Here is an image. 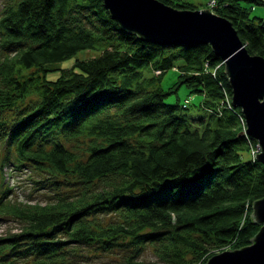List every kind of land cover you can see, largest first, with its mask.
Instances as JSON below:
<instances>
[{"label":"trees","instance_id":"obj_1","mask_svg":"<svg viewBox=\"0 0 264 264\" xmlns=\"http://www.w3.org/2000/svg\"><path fill=\"white\" fill-rule=\"evenodd\" d=\"M255 5L263 2L218 0L213 11L231 22L250 55L264 58V17L253 16ZM82 49L100 52L46 78ZM221 62L210 44L140 40L103 0H6L1 169L37 171L31 182L49 199L9 200L12 189L0 182V219L20 226L0 238V263L84 264L78 248L87 247L120 251L114 264H146L138 257L151 244L159 260L152 264H206L252 244L264 164L244 159L243 113ZM173 68L179 81L164 89L160 79ZM182 83L203 96L208 119L166 102Z\"/></svg>","mask_w":264,"mask_h":264},{"label":"water","instance_id":"obj_2","mask_svg":"<svg viewBox=\"0 0 264 264\" xmlns=\"http://www.w3.org/2000/svg\"><path fill=\"white\" fill-rule=\"evenodd\" d=\"M103 1L112 19L142 41L166 47L212 46L225 62L233 105L242 110L246 134L262 145L256 160L264 164V58L248 53L231 22L209 9L181 10L159 0ZM252 213L254 222L261 226L252 244L219 253L206 264H264V197L254 202Z\"/></svg>","mask_w":264,"mask_h":264},{"label":"rangeland","instance_id":"obj_3","mask_svg":"<svg viewBox=\"0 0 264 264\" xmlns=\"http://www.w3.org/2000/svg\"><path fill=\"white\" fill-rule=\"evenodd\" d=\"M187 1L196 6V10L209 9L210 11L214 12L210 4H208L210 0ZM5 4L6 0H0V12ZM254 15L264 17V4L255 5L253 10V16ZM99 52L100 51L97 49H82L76 52L75 56H73L72 58L55 63L53 65L55 69L47 72L46 78L48 80H56L62 74V69L71 67L76 59H90L97 56ZM177 65H180V63H177ZM222 65L226 66L223 60L219 66L222 67ZM156 73L161 74V71L157 70ZM179 74L180 71L178 68H173L167 71L162 76V79H160L162 87L169 90V88L175 86L179 81ZM192 88L193 87H191V85H188V83L180 84L176 91L172 92L166 97V102H170V104H180L188 108V110L186 111L191 115V117L208 119L210 116L209 113L200 107L203 96L199 93L194 92ZM226 99L231 102L228 97H226ZM242 116L243 117L239 119H241V121H243L244 119L243 122L245 123V127L243 128V133H245L244 136L247 137L248 144L251 149V144H254V140L256 139H253L248 134H246L247 122L244 118V115ZM194 124L197 125L198 122H195ZM253 146H255V148L253 149L254 151L249 149L248 151L244 152V159L247 161L252 160V152H255L257 154L262 153V145L258 140H256V145ZM4 153L5 152L3 151L0 144V161H2ZM1 164L2 163L0 162V182L3 181L5 185H7V188L12 189V191L8 194L9 200L34 204L37 202H46V199H49V195L47 194L49 193V191L37 190L35 183L31 182V179H35L37 176H39L37 171L30 170L29 168L25 169V171H9L10 167L5 166V168L1 169ZM19 227L20 226L13 221H5L3 219H0V238L5 237L9 233V231H19ZM78 249V253H81V257L79 259L83 261L82 263L84 264H114L115 261L119 260L120 256H122V253L120 251L115 250L112 253H103L100 251L97 253L93 249H89L87 247H79ZM138 258L139 261H143L144 263L146 262V264L159 262L158 257L155 253V248L151 244L143 245Z\"/></svg>","mask_w":264,"mask_h":264},{"label":"built area","instance_id":"obj_4","mask_svg":"<svg viewBox=\"0 0 264 264\" xmlns=\"http://www.w3.org/2000/svg\"><path fill=\"white\" fill-rule=\"evenodd\" d=\"M262 2H263V4H264V0H261ZM217 3H218V0H210V2L208 3V4H210V6L212 7V10L214 9V7H216V5H217ZM226 97H228L229 99H230V97L229 96H226ZM223 105H225V106H227V107H229V108H231L232 107V104H231V102H229L226 98H225V100L223 101ZM243 121H244V119H243ZM242 121V124L244 123ZM244 125H245V123H244ZM243 125V126H244ZM259 144V143H258ZM253 145H256V143L254 142V144H251V149L250 150H252V151H254L253 149L255 148V146H253ZM256 154L257 153H255V152H252V160H256Z\"/></svg>","mask_w":264,"mask_h":264}]
</instances>
